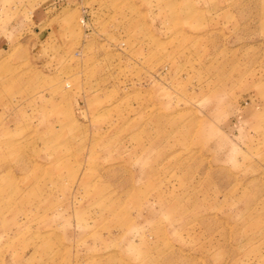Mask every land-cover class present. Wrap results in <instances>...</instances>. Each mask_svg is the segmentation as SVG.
<instances>
[{
  "label": "rangeland",
  "instance_id": "1",
  "mask_svg": "<svg viewBox=\"0 0 264 264\" xmlns=\"http://www.w3.org/2000/svg\"><path fill=\"white\" fill-rule=\"evenodd\" d=\"M0 264H264V0H0Z\"/></svg>",
  "mask_w": 264,
  "mask_h": 264
}]
</instances>
